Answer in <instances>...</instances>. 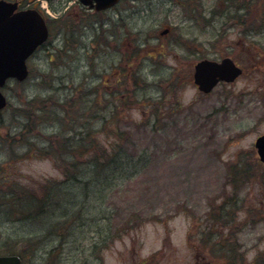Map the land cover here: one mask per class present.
<instances>
[{"label":"rangeland","instance_id":"374dc122","mask_svg":"<svg viewBox=\"0 0 264 264\" xmlns=\"http://www.w3.org/2000/svg\"><path fill=\"white\" fill-rule=\"evenodd\" d=\"M74 1L21 0L23 8L39 10L50 35L27 61V79L8 80L2 88L7 106L0 110V191L38 189L46 180H60L61 169L41 151V135L53 133L50 119L65 106L74 116L85 113L88 122L92 101L100 118L124 132L120 149L133 156L138 170L96 211L73 220V234L64 231L61 239L50 235L26 246L24 264H231L217 237L211 239L219 230L237 250L235 264L256 257L255 264L264 263V166L254 148L264 134V0L246 6L244 40L241 24L230 27L211 17L213 0L200 1V14L193 5L170 0H121L120 18L104 14L103 23V15L88 16ZM135 46L138 57L126 60ZM224 56L242 67L241 75L208 94L199 92L193 65ZM121 68L128 74L138 70L146 79L142 102L163 96L155 123L152 108L134 105L132 98L122 111L118 103L119 115L110 117L106 93L120 91L115 80L120 81ZM90 88H96L95 100ZM40 105L46 114L38 112ZM62 124L69 126L65 119ZM99 139L105 146L112 140L103 134ZM107 207L113 210L109 220ZM5 209L0 208V254L5 239L34 240L36 234L16 227ZM225 210L233 215L225 214L228 224L219 229L210 215ZM107 223L117 238L103 247Z\"/></svg>","mask_w":264,"mask_h":264},{"label":"trees","instance_id":"16d2710c","mask_svg":"<svg viewBox=\"0 0 264 264\" xmlns=\"http://www.w3.org/2000/svg\"><path fill=\"white\" fill-rule=\"evenodd\" d=\"M139 50L140 47L135 46L133 57L131 55H126L125 59L127 60L129 58V60H132L134 57H138ZM159 53V56L164 55L161 51H159ZM125 64L129 66L131 63L125 62ZM128 72L129 71L124 72V70H122L121 78L118 83V85L121 86V92L119 89H113L112 92L106 93V99L108 100L106 108L109 109L110 117L116 118V116L119 115L117 108L118 103H121L122 111L127 105H132L134 102V105L139 103L138 106L142 107L145 104V107H151V113H149L151 115L150 121L153 120L152 122L155 123L158 120V116L161 115V107L164 105L163 96L157 98V100L147 98L142 102L140 100L142 99L140 98V91L147 87V81L138 70H134L131 74H128ZM153 84L159 85L158 82ZM87 93L89 96L94 95L93 100H95V96L97 95L96 88H90ZM118 94L119 98L117 97ZM130 98L133 99V102L129 103L128 100ZM70 100L73 101V99ZM55 105H57V103ZM37 110L40 113L45 112L44 114L48 112V110L42 111L43 108H41V105ZM88 110H92V113L88 114L89 119L88 122L85 123V118H83L85 113L74 116L70 114L67 106H65L63 111L59 113V116L62 118L58 116L56 120L50 119L53 126V133L48 136L44 134L41 135V141L44 143L41 151H43L44 158L53 159L56 162L55 164L61 169L62 178L60 180H46L39 185L38 189L29 188L26 191H21L8 187L4 192L0 191V200H3L6 204L1 205L0 208L3 206L10 214V218L7 219L14 224L16 223V227L18 226V228L19 225H24L25 228L31 229L32 232H36L35 239H32L33 241L25 239L24 241L17 237L5 239L3 244H6V246H3V254H17L24 264L25 250L29 245L33 242L35 244L42 238L47 239L48 237L46 236L50 237V235L55 237L60 236L61 239L64 231L66 236H68L69 233L73 234L77 228L76 226L70 228L73 220L83 219L88 212L91 214L92 211H96V205H99L101 200L106 199L105 196H107L113 188L122 186L125 181L136 175L138 163L133 159V156L128 155L125 151L120 149L119 142L122 143V141L125 140L124 132L117 131L110 125L111 123H108L109 121H107L106 118H100L98 105L96 108L93 101L88 105ZM66 117L69 119H66ZM64 119L69 123L68 127L62 126V121H64ZM117 120L118 119H115L113 122L116 123ZM56 121L61 124L58 128L56 126ZM42 124L44 123H41V125ZM86 124L87 128L85 127ZM94 124H99V126L96 127ZM27 131L30 133V130ZM100 134H103L106 140H112L108 141L105 146L99 139ZM82 159L85 160L84 163ZM235 180L236 176L232 175V183H234ZM37 192L39 195H37ZM67 194H71V198H67L65 196ZM223 207L224 206H219L221 210ZM13 210L15 211L13 212ZM112 212L113 210L107 207L104 218L109 220ZM14 213V216H16L15 218L13 216ZM225 214L228 216L233 215V213L228 210L224 212L220 211L217 215H210L216 221V225H218L216 227L219 229L225 228L228 224L223 221V216ZM81 223H83V225L86 224V222L84 224L83 221ZM93 223H96V221L93 220ZM106 227L102 237V243H104L102 245L103 247H107L117 238L115 231L110 229L108 223ZM210 234L211 233H209V235ZM214 237H217L214 241L221 244L224 248L225 254L223 256L226 257V260L231 264H235V253L237 250L234 246L230 245L231 242L228 240L229 235H224L223 231L219 230L211 239ZM29 238L31 239V237ZM22 242L25 243L24 248H21V250L13 249L14 245H18ZM206 242L208 241L206 240ZM257 259L258 257L255 258L254 262L249 264L257 263ZM261 264L264 263L261 262Z\"/></svg>","mask_w":264,"mask_h":264},{"label":"water","instance_id":"95a60500","mask_svg":"<svg viewBox=\"0 0 264 264\" xmlns=\"http://www.w3.org/2000/svg\"><path fill=\"white\" fill-rule=\"evenodd\" d=\"M82 4L94 1L96 10L111 7L118 0H79ZM18 2L0 0V87L9 78L24 80L28 75L26 59L48 37L45 20L35 8L17 11ZM242 73L229 57L220 61L203 59L194 65L193 83L208 93L219 81L232 82ZM0 90V109L6 106ZM259 160L264 163V134L254 141ZM0 264H21L17 255H0Z\"/></svg>","mask_w":264,"mask_h":264},{"label":"flooded vegetation","instance_id":"af4514ba","mask_svg":"<svg viewBox=\"0 0 264 264\" xmlns=\"http://www.w3.org/2000/svg\"><path fill=\"white\" fill-rule=\"evenodd\" d=\"M19 3L21 0H17ZM173 3L181 4L183 6H188L189 8L193 5V8L197 11V14H200L201 11V0H170ZM252 0H213V7L210 10L211 17H213L216 20H222L226 25H242V30L239 32L241 34V37L243 40L245 39V8L246 6H250V2ZM93 1H91L92 4ZM119 2L106 9V10H96L94 7H89V5L84 6L80 4L77 0L74 1L78 5V7L82 10H84L87 15H103L102 23L104 22V14H109V20L112 19V17L117 16L120 18L121 10L119 7ZM259 8V7H258ZM196 14V15H197ZM190 17V16H189ZM101 20V19H100ZM108 20V19H107ZM120 20V19H119ZM116 22L114 21V24ZM169 29L163 30L161 32L162 35H164ZM114 35H117L116 33ZM119 80H115V85H118ZM117 88V87H115ZM197 258V256H196Z\"/></svg>","mask_w":264,"mask_h":264}]
</instances>
